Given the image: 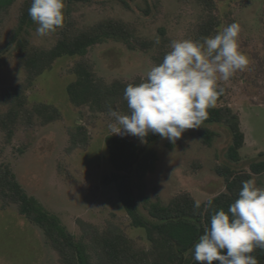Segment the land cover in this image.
<instances>
[{"label": "rangeland", "instance_id": "1", "mask_svg": "<svg viewBox=\"0 0 264 264\" xmlns=\"http://www.w3.org/2000/svg\"><path fill=\"white\" fill-rule=\"evenodd\" d=\"M28 0H15L0 8V166L11 165L28 194L59 216L77 237H89L91 226L122 229L129 237L147 246L145 230L134 228L122 206L117 186L106 185L104 178L114 171L109 161L106 138L112 135L114 122L109 114H91L88 108H76L69 99L68 86L75 80L71 68L78 59L64 57L40 76L27 92L29 106L38 102L53 104L62 113L61 120L42 125L21 122L12 137L2 124L9 111L6 94L26 81L20 58L9 42L19 25L21 8ZM71 20L85 29L103 20L115 19L131 24L143 38L157 41L161 30L170 46L174 40H195L203 11L194 0H65ZM216 16L220 29L238 23L240 50L249 59L244 71L228 81H219L224 89L215 107H231L239 114L246 144L241 161L228 159L232 143L230 132L221 126L212 146L204 143L200 128L186 130L175 144L160 137L154 145L160 156L155 172L146 178L147 193L168 204L178 194L189 193L205 203L226 191L225 179L216 169L233 166L250 171V165L264 153V0H217ZM31 30L34 46L51 48L58 32L40 37ZM157 51L130 50L118 41H109L91 49L86 57L98 77L107 82H134L144 79L156 65ZM127 114L128 112H121ZM87 128L90 142L86 148L70 150L71 132L76 125ZM147 142L132 135H116ZM264 187V177H256ZM56 251L46 242L43 232L22 217L16 206L5 210L0 201V264H58Z\"/></svg>", "mask_w": 264, "mask_h": 264}, {"label": "trees", "instance_id": "2", "mask_svg": "<svg viewBox=\"0 0 264 264\" xmlns=\"http://www.w3.org/2000/svg\"><path fill=\"white\" fill-rule=\"evenodd\" d=\"M194 1L203 11L195 40L215 35L221 25L216 16L217 0ZM14 2L0 0V8H7ZM30 6L31 0L22 6L19 25L9 42V47L17 52L26 73V81L6 94L10 108L2 124L9 137H12L13 130L21 122L33 125L38 120L40 124L48 125L61 120L62 113L53 104L38 102L30 107L27 93L37 79L52 69L58 60L64 57L78 59L71 68L75 80L68 86L70 102L78 109L88 108L91 114H109V108L129 112L123 99L124 89L128 84H139L142 79L134 82H107L98 77L86 59L91 49L109 41H118L130 50L157 51L154 57L156 65L170 51L164 30L160 31L161 38L153 41L140 36L131 24L115 19L79 29L71 20V11L66 2L63 26L56 30V44L47 49L37 47L31 41V30L36 24L28 14ZM212 126L225 127L230 132L232 143L228 148V159L239 163L241 150L246 144V134L239 114L228 106L207 110V117L200 125V134L208 146H212L218 136V133L210 129ZM143 139L147 142L146 147L128 138L107 136L109 161L114 171L104 178V183L117 186L120 202L131 225L145 230L147 246L139 244L114 226L103 230L91 226L89 237H77L58 215L48 211L36 197L27 193L9 164L0 166L2 208L5 210L16 206L22 217L40 228L46 242L58 254V264H198L193 258V246L210 226L211 215L221 208L227 211L229 205L237 199L242 181L264 177V153H261V159L250 165V171L229 165L218 167L216 171L225 179L226 191L209 199L211 206H208L207 201L200 203L201 207L196 209L194 204L197 201L189 193L176 195L168 204L160 199L153 200L148 195L146 178L155 172L160 160L154 148L160 136L150 133ZM70 142L71 151L86 148L90 142L87 128L77 124L71 132ZM251 254L259 264H264V249L256 248Z\"/></svg>", "mask_w": 264, "mask_h": 264}, {"label": "clouds", "instance_id": "3", "mask_svg": "<svg viewBox=\"0 0 264 264\" xmlns=\"http://www.w3.org/2000/svg\"><path fill=\"white\" fill-rule=\"evenodd\" d=\"M64 9L65 0H31L28 14L37 25L36 34L44 37L62 27ZM240 31L234 22L199 40L172 41L162 62L139 84L124 89L129 112L109 108L112 135L143 141L151 133L175 144L186 130L200 128L207 110L223 94L218 82L228 81L249 65L240 50ZM200 207L197 201L194 208ZM193 247L198 264H259L251 253L264 249V187L255 178L242 181L237 199L227 211H214L210 226Z\"/></svg>", "mask_w": 264, "mask_h": 264}]
</instances>
